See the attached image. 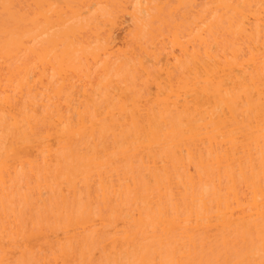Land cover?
I'll list each match as a JSON object with an SVG mask.
<instances>
[{
    "label": "bare ground",
    "instance_id": "6f19581e",
    "mask_svg": "<svg viewBox=\"0 0 264 264\" xmlns=\"http://www.w3.org/2000/svg\"><path fill=\"white\" fill-rule=\"evenodd\" d=\"M0 203V264H264V0H0Z\"/></svg>",
    "mask_w": 264,
    "mask_h": 264
},
{
    "label": "rangeland",
    "instance_id": "374dc122",
    "mask_svg": "<svg viewBox=\"0 0 264 264\" xmlns=\"http://www.w3.org/2000/svg\"><path fill=\"white\" fill-rule=\"evenodd\" d=\"M65 166V165H64ZM25 172H26V170H24ZM24 173V172H23ZM22 173V175H21V177L22 176H24V174ZM29 173V172H28ZM26 174H27V172H26ZM30 174L32 175L31 177H30ZM37 176V172L35 171L34 173L32 172V173H29V176H28V179H29V177L31 178V179H29V180H32V178L33 179H35V177ZM27 179V178H26ZM27 179V180H28ZM24 181H26V180H23V181H21V182H24ZM15 193H17V195H15ZM14 194L13 193H11L9 196H8V198H6L5 199V207L7 208L6 209V213L8 214V213H10L11 212V210H13V212H14V216L16 217V219L18 220V222H19V226H23V227H26L27 229L29 228V227H31V224L33 225L34 224V226H35V228H38L39 227V225H42L43 224V226H45L46 225V227H54L56 224H57V222H58V224L59 223H61V219H60V221H58L59 219H58V213L56 212V209H57V206L55 205L56 203L55 202H53V201H55L54 199H52V200H50V201H47V204L49 205H46L45 207H39V208H33V209H29V206L28 205H26V206H24V205H22L23 203H25L24 202V200H23V192H21V193H19V191H17V192H15ZM18 193L20 194V195H18ZM12 194H13V196H12ZM16 197V198H15ZM20 197V198H19ZM22 199V200H21ZM13 200V201H12ZM16 200V201H15ZM21 200V201H20ZM10 202H14V204L12 205L13 206V208H12V206L10 207L9 206V203ZM21 202H22V204H21ZM8 203V204H7ZM1 204V203H0ZM72 205H73V203H72ZM71 204H70V206L71 207H74V205L72 206ZM76 206H77V204H75ZM69 205L68 206H66L67 208L68 207H70ZM2 206H0V209H1V211L0 212H4V210H2V208H1ZM22 207H24L23 209H24V211L22 210ZM26 207H28V208H26ZM56 207V208H55ZM70 207V208H71ZM10 208H12V209H10ZM74 208H76V207H74ZM73 208V209H74ZM27 209V210H26ZM43 209V210H42ZM50 209H51V211H50ZM55 209V210H54ZM15 210V211H14ZM29 210V211H28ZM33 210V211H32ZM21 211H23V212H21ZM19 212V213H18ZM29 212H31V213H29ZM48 212H50V213H48ZM18 213V214H17ZM22 215H21V214ZM29 213V214H28ZM19 215H20V217H19ZM46 215H48V216H46ZM38 216V217H37ZM53 216V217H52ZM55 216V217H54ZM13 217V216H12ZM55 218V219H54ZM31 219V220H30ZM37 219H39V220H37ZM50 220V221H48V220ZM30 220V221H29ZM47 221V222H45V221ZM55 220H57L56 222H53V221H55ZM22 221V222H21ZM32 221V222H31ZM31 222V223H30ZM30 223V224H29ZM44 223H45V225H44ZM47 223V224H46ZM51 223V224H50ZM55 225H54V224ZM26 224H27V226H26ZM30 225V226H29ZM51 225V226H50ZM20 227V228H21ZM25 228V229H26ZM154 241H156V242H154ZM147 242V241H146ZM145 242V244H144V246H146V250H149V251H152V253L155 251L156 252V249H158L159 248V250H157V253L156 254H160V252L162 253L164 250H165V246H163V247H160V245H159V241H157V240H153V241H150L151 243H146ZM158 242V243H157ZM144 243V242H143ZM143 243H140L139 245H135V247L133 246V247H131V248H129L128 250H126V253L128 252V254H127V256L129 255V257L131 256V255H133V253L136 251V252H139L140 251V248L143 246L142 244ZM156 243H157V245H156ZM149 245H155L154 247H151V246H149ZM152 249H151V248ZM134 248H136V249H134ZM163 248H164V250H163ZM212 248H215V247H212ZM217 248V249H216ZM215 249L216 250H219V249H221V247H216ZM214 249V252L216 251ZM125 252V251H124ZM154 252V253H155ZM213 252V253H214ZM153 255H155V254H153ZM210 256H212V254H209ZM209 255L207 256V257H209ZM126 256V255H125ZM233 257V256H232ZM131 258L132 259H134L133 257H130V261H131ZM205 258H206V256H205ZM22 259V258H21ZM124 259H125V257H124ZM124 259H118V261L116 262V263H121V264H127V262L126 261H128L129 259L128 258H126V259H128V260H124ZM18 261H19V259H18ZM123 261V262H122ZM125 261V262H124ZM16 262V263H15ZM14 262V264H33L32 263V261H26V260H21V262L19 261V262H17V261H15ZM215 262V261H214ZM213 261H212V264H219V262H221V260L217 263V262H215L214 263ZM112 264L114 263V262H111ZM108 264V263H107ZM115 264V263H114ZM195 264H198V263H195ZM232 264V263H231Z\"/></svg>",
    "mask_w": 264,
    "mask_h": 264
}]
</instances>
